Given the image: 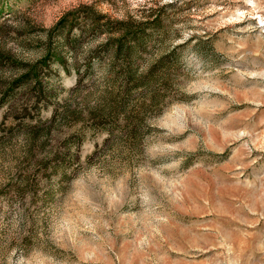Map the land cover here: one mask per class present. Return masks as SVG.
<instances>
[{
  "label": "rangeland",
  "instance_id": "obj_1",
  "mask_svg": "<svg viewBox=\"0 0 264 264\" xmlns=\"http://www.w3.org/2000/svg\"><path fill=\"white\" fill-rule=\"evenodd\" d=\"M155 17L131 70H169L162 100L95 119L123 66L92 24ZM0 26V90L62 57L0 104V264H264V0H0Z\"/></svg>",
  "mask_w": 264,
  "mask_h": 264
},
{
  "label": "trees",
  "instance_id": "obj_2",
  "mask_svg": "<svg viewBox=\"0 0 264 264\" xmlns=\"http://www.w3.org/2000/svg\"><path fill=\"white\" fill-rule=\"evenodd\" d=\"M68 14L59 19L51 28L52 34L55 33L65 39L69 37L67 34L72 30L73 24H65ZM98 18H103V16L100 15ZM160 21L159 17H155L150 21L142 20L132 23L130 21L116 20V24L120 26L114 30L97 28V25L92 24L94 29L99 30V33H105L106 35L103 47L104 52L108 54L110 62L115 63L121 61V65L123 66L120 74V86H118L116 91L108 92L111 96L109 103L99 110L95 119L101 117L107 120V118H110L111 121L113 119L114 123L120 120L125 123L123 127L128 126L130 123L135 124V119H131V116L127 112V108L131 103L133 104L135 102L133 107L139 106L140 109H144L149 104L156 105L162 100V91L166 90V85L169 80V70H156L157 72L159 71V78L156 76V71L154 70H147L141 72L139 75L135 74L134 70H131L136 55L145 49V40L149 36V30L147 29L154 28L153 30H156ZM105 24H108L107 20ZM146 24L148 26H145ZM81 34H83L82 31ZM58 57L57 62L60 63L62 57L60 58L58 52L48 50L40 61L31 64L24 63L23 68H20L22 70L21 74L7 83L3 90H0V104L5 103V109L8 113L5 114L6 121L8 117L28 114L26 111L29 109L30 104H32V99L35 98L37 101L38 98L40 100L42 90L38 80V71L42 67H49L51 59L55 60ZM96 58H98V53H94L92 50L88 59L91 61V59ZM2 61L10 62L12 65H21L20 61L18 62V60L9 54L8 50L0 48V62ZM159 82L162 83L158 84ZM139 89L141 91L138 92L139 95L135 98L137 99L135 101L132 98V92L135 93Z\"/></svg>",
  "mask_w": 264,
  "mask_h": 264
}]
</instances>
